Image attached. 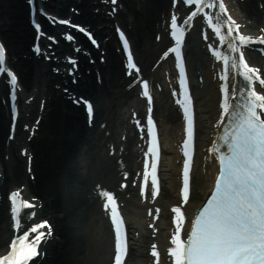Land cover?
<instances>
[{
	"label": "bare ground",
	"instance_id": "1",
	"mask_svg": "<svg viewBox=\"0 0 264 264\" xmlns=\"http://www.w3.org/2000/svg\"><path fill=\"white\" fill-rule=\"evenodd\" d=\"M23 1L0 0V35L9 52L8 62L18 71L24 90L19 99L21 114L14 142L8 141V144L6 143L8 149H4L5 140L3 139L8 135L7 125L10 120L9 107H6L2 101L7 92L6 85L0 82V161L3 169V180L0 183V251L5 250L9 235L15 231L11 227V218L8 215L9 205L5 193L8 189H18L30 197L34 206L37 207H35L36 217L33 221L38 220L39 217L48 218L54 225V235L58 236V239L47 242L43 258L40 260L37 258L36 261L31 259L27 264H108L112 254V234L108 223L103 221L99 216L102 214L98 213L97 208H100L101 198H98L96 193H91L92 189L88 188L94 181L101 184H113L119 175V164H117L119 157H124L122 163L127 164L132 174H136V171L141 168L140 157L143 153L142 149L136 148V143L139 144L140 141L132 132V126L128 127V121L132 117L127 114H132L134 111L139 113L140 109L143 116H146L148 115V112L145 113L146 104L148 107L154 103L155 113L160 119L163 132L162 192L158 198L156 196V199L147 197L149 198L147 201L128 199L126 206L128 220L140 232L136 239L139 254L135 264H151L152 258L146 256L144 250L152 243H156L160 264H164V254L170 246L168 236L173 230V206H181L184 209L187 221L209 191L215 172L207 147L212 140V134L216 131V116L219 113L215 110L218 81H214L215 69L212 70L213 61L209 52H206L207 48H204L202 52L196 50L197 54L193 53L190 59L193 69L197 66L202 70L205 83L195 89L194 99L198 113L197 155L193 166L190 200L181 205L178 194H176L179 183L177 180L179 155L176 139L179 136L177 129L182 123L171 96L169 98L168 87L163 89L159 87V84L163 87L164 83L158 82V79H162L159 74L160 70L157 69L158 66L154 70L151 69L156 62L159 50L157 43L154 42L155 32H157L156 23L159 21L160 24L162 16L170 9L169 0H135L134 2L123 0L124 10L119 12L116 18L123 27L127 28L132 38L134 55L143 65V73L150 74L155 81L156 88L160 90L157 97L152 98L153 103L148 100L145 104L135 92L137 88L126 89L131 79H127L124 75L123 59L116 50L117 41L111 29L106 27L113 20L111 21L106 17V13H103L100 0H80V2L77 0H46L42 2L43 7L54 15L70 16L71 20L87 24L94 30L95 36L103 39L101 49L105 51V62L99 61V56L102 55L99 50H92L93 58L98 62L94 66L90 64L88 58L81 55L82 70L79 73L82 79L79 78L76 86L71 83L63 85L66 82L63 76L53 74L52 70L48 69L49 66L58 67V60L63 57L62 52H72L73 43L66 44L64 40H61L58 51L54 55L58 57V60L51 59L49 62L44 61L43 56L39 59L35 58L33 51H30L29 45L35 37V31L27 20L28 5ZM237 4L244 12L245 20L251 21L247 32L251 35L260 34L258 29L264 28V0H237ZM70 6H76L81 10L80 14L69 10ZM95 7L100 8L99 12L95 11ZM162 35V40L159 42L161 46L166 45L168 41L166 34ZM78 39L77 44L90 48L86 38L79 35ZM191 39L194 47V35ZM41 40L45 45L47 44V40L43 38ZM191 43H189L188 52H194L191 49ZM254 61L259 62L260 60L254 59ZM260 62L264 66V58ZM90 68L97 69L102 78L101 84H97L96 73L93 70H90L89 74L85 73ZM54 84H60L61 89H56ZM62 88H69V90H74L73 92L87 95L94 100L95 105L98 106L96 115L100 120L96 123L94 130L86 128L83 108L75 106L73 99L68 100ZM31 95H33V101L28 104L26 99ZM132 98L137 99L135 104H132ZM43 99L45 103L42 108ZM37 117L41 119L37 134L31 142H28L25 139L27 133L25 134L23 128L25 125L32 127ZM101 122H105L106 128L100 130L98 127ZM117 124L123 126L122 130L126 134L123 137L120 131L116 132V129L120 127ZM107 130L110 131L109 135H105ZM117 135L120 137L119 140ZM17 145H24L33 154L34 161L31 167L33 176L27 171L26 160L15 154ZM122 145L124 149L120 151ZM94 148H98L99 152L95 154V160L90 163L86 161L87 153L90 150L93 151ZM103 148L104 151H102ZM21 185H25L24 189L20 187ZM157 209L162 210V213L158 214ZM150 211L153 214L155 212V216L151 214L148 220L146 213ZM79 213L87 214L86 219L90 221L85 224L77 223L81 218L79 217L71 224L69 220L74 221L76 216L80 215ZM155 218L158 221H154ZM152 223H156L159 233L149 243L148 239L153 230L145 225ZM40 231L46 233L48 229ZM34 235L35 233L30 234L31 238L33 237L31 241L38 247L44 248V243H39L40 239L34 240Z\"/></svg>",
	"mask_w": 264,
	"mask_h": 264
},
{
	"label": "snow or ice",
	"instance_id": "2",
	"mask_svg": "<svg viewBox=\"0 0 264 264\" xmlns=\"http://www.w3.org/2000/svg\"><path fill=\"white\" fill-rule=\"evenodd\" d=\"M174 3L177 0H173ZM192 6L184 26L178 22L175 14L170 17V35L174 45L163 55L174 53L179 68L180 95L176 103L182 108L186 121V138L183 140V189L185 202L190 195V169L193 162L194 110L193 96L189 90L185 74V62L182 46L187 32L186 25L192 18L202 14L207 24L214 30L221 45L227 44L229 54L212 47L215 58L223 62L221 89L223 92V113L227 115L222 143L226 150L213 145L211 151L219 155V174L215 179L214 190L202 208L197 212L190 235L181 238L180 227L184 218L181 206L174 208L177 231L172 236L174 247L169 251L175 258V264H264V66H255L245 58L244 46L253 41L264 44V32L249 35L240 31V24L228 15L224 0H184ZM218 9L224 15L211 11ZM226 16V18H225ZM69 23V21H61ZM40 29L39 23L35 25ZM80 28V25H75ZM86 31V29H82ZM91 37V33L88 32ZM125 48L129 41L121 31ZM72 37L69 36V39ZM205 39L207 35L205 34ZM95 43V41H93ZM38 48V46H37ZM0 53H5L0 44ZM128 57H131L129 48ZM73 63L74 58L69 57ZM129 67V66H128ZM138 70V65H136ZM74 69H69L73 71ZM235 70L242 76L244 84L237 90L232 86L229 73ZM257 82L262 90H257ZM175 94V89L173 90ZM152 102L151 94H148ZM233 98H238L233 103ZM147 116L148 147L145 152V179L147 186L149 175L154 185V195L159 191L157 163L160 145L156 124L151 114ZM220 122H225L221 115ZM144 125H141L143 129ZM153 158L150 165L148 157ZM157 211H159L157 209ZM155 247V245H154ZM158 255L157 252L153 253Z\"/></svg>",
	"mask_w": 264,
	"mask_h": 264
}]
</instances>
